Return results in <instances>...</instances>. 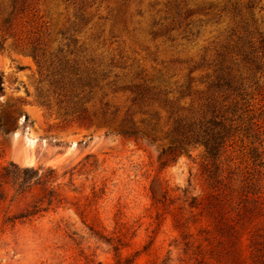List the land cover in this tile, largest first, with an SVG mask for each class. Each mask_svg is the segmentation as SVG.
Instances as JSON below:
<instances>
[{"label":"rangeland","instance_id":"1","mask_svg":"<svg viewBox=\"0 0 264 264\" xmlns=\"http://www.w3.org/2000/svg\"><path fill=\"white\" fill-rule=\"evenodd\" d=\"M187 1L195 12L190 41L185 23L170 24L169 0H33L14 30L46 31L55 51L80 58L99 30L105 47L149 69L168 68L182 82L219 28L205 14L215 0ZM3 14L0 264H195L176 219L189 209L186 189H207L203 147L169 162L162 154L169 138L136 143L102 123L99 111L83 119V108L59 102L33 57L5 34Z\"/></svg>","mask_w":264,"mask_h":264},{"label":"trees","instance_id":"2","mask_svg":"<svg viewBox=\"0 0 264 264\" xmlns=\"http://www.w3.org/2000/svg\"><path fill=\"white\" fill-rule=\"evenodd\" d=\"M2 1L5 34L15 37L16 47L33 57L53 93L60 91L59 102L83 108V119L91 120L99 111L102 123L136 143L154 144L159 138H169L162 149L169 162L182 152L203 147L207 189L198 195L186 189L184 202L189 209L176 219L190 260L195 264H264L261 0L210 3L205 14L210 13L219 27L214 46L200 60H189L182 82L173 80L168 68L149 69L140 61L130 62L120 48L105 47L99 30L91 34L82 59L74 52L55 51L46 31L19 35L14 24L33 0ZM168 4L170 24L185 23V39L190 41L195 12L187 0H169ZM3 82L0 75V94ZM24 171L36 173L32 168ZM192 225H200L197 233L190 232Z\"/></svg>","mask_w":264,"mask_h":264}]
</instances>
